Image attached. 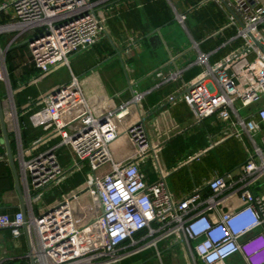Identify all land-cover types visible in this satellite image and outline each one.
<instances>
[{
  "label": "built area",
  "instance_id": "built-area-1",
  "mask_svg": "<svg viewBox=\"0 0 264 264\" xmlns=\"http://www.w3.org/2000/svg\"><path fill=\"white\" fill-rule=\"evenodd\" d=\"M203 1L215 3L224 14L221 30L234 32L231 49L214 64L199 54L196 64L204 70L183 82L158 109L184 103L194 125L214 118L219 131L215 138H208L210 148L235 139L244 148V162L177 197L166 184L170 172L159 161L162 145L148 133V114L139 111L144 93L136 89V83L129 80V102L97 117L79 80L72 77L28 104L37 108L29 118L31 124L52 125L53 129L28 147L17 138L12 157L25 211H0V231H9L15 240L24 236L28 252L15 259L0 244V264H119L150 249L161 260L159 244L172 256L177 246L187 264H264V0ZM124 2L5 0L0 13L10 11L14 21L0 25V35L12 30L32 34L28 65L35 75L26 85L69 67L74 56L105 40ZM176 19L182 22L181 17ZM233 42H237L234 47ZM151 77L167 83L180 78V73L164 67ZM0 84H5L10 103L26 86L12 90L7 85L1 49ZM131 106L137 108L139 117L124 126L121 121ZM11 115L17 118L15 111ZM57 138V147L37 152ZM121 138L131 144L132 152L118 162L111 146ZM60 146L71 150L66 167L57 157ZM147 161L158 175L152 183L141 169ZM0 163L10 165L6 152L0 153ZM84 170L83 189L72 196L61 195L54 206L47 207L45 197ZM83 199L92 202L91 215L84 220ZM76 217L82 220L80 224Z\"/></svg>",
  "mask_w": 264,
  "mask_h": 264
},
{
  "label": "crops",
  "instance_id": "crops-1",
  "mask_svg": "<svg viewBox=\"0 0 264 264\" xmlns=\"http://www.w3.org/2000/svg\"><path fill=\"white\" fill-rule=\"evenodd\" d=\"M123 1L125 2L121 16L109 24L108 36L105 40L93 46L88 52L74 56L69 67L60 68L31 86L26 85L35 75L34 68L28 65L30 60L28 42L31 32L12 30L0 35V49L4 52L7 85L12 90H16L19 85H26L21 92L13 95L10 103L5 84H0L1 101L9 106L11 114L15 111L17 116L13 118V115L5 114L9 149L13 155L17 151V138L23 147H28L47 136L53 129L52 125L35 127L29 120L37 108L28 107V104L40 95L69 83L71 78L75 77L79 80L83 96L89 101L94 114L101 117L131 100L132 93L129 88V80H131L136 83V89L144 93L139 111L148 114L146 119L148 133L153 141L162 145L159 161L162 168L170 172L166 184L175 196L182 197L195 187L205 184L213 176L236 169L244 162L245 151L235 139H229L210 148L208 138H215L219 131V125L214 118L206 119L200 125H194L192 113L184 103L162 109H158V104L183 82H189L204 70L205 67L196 64L199 54H203L209 64L218 62L227 54L231 49L229 40L234 36V32L221 30L225 17L213 2ZM4 2L5 0H0V5ZM177 16L181 17V23L176 19ZM13 21L14 16L10 11L0 13V25L10 24ZM173 21L181 27L188 42L172 46L167 44L162 29ZM155 33L159 35L162 45L154 48L148 38ZM194 44L197 48H192ZM232 45L236 46L237 42H233ZM169 63L170 65L167 66ZM164 67L165 71L179 70L180 78L167 83L152 79V73ZM138 117L137 108L131 106L129 115L121 121V124L129 126ZM59 144L60 139H53L43 144L37 152L57 147ZM111 151L114 159L122 162L131 154L132 146L126 139L121 138L111 146ZM4 152L8 154L0 122V153ZM70 156L69 147L57 148V157L63 167L68 166ZM183 162L185 163L181 166ZM14 164L16 168V163ZM141 169L148 182L158 180L151 161L142 164ZM81 177L78 180L69 179L52 194L46 196L44 202L47 207L54 206L61 195L72 196L82 190L85 185L84 171L81 172ZM15 186L16 178L11 166L0 163L2 213L13 214L20 209L21 196ZM89 201L91 202L90 199ZM91 209L92 202L81 206V212L84 211L86 215L83 220L90 217ZM81 222L82 220L76 217V223ZM0 244L4 245L8 254L15 259L28 252L26 238L22 236L15 240L7 230L0 231ZM159 247L163 255L161 260L156 257L154 250L150 249L119 264H175L174 256L166 252L164 245L159 244ZM172 250H178L180 253L177 246ZM182 258L183 263L187 264L183 256ZM14 263L26 264L19 261Z\"/></svg>",
  "mask_w": 264,
  "mask_h": 264
},
{
  "label": "water",
  "instance_id": "water-1",
  "mask_svg": "<svg viewBox=\"0 0 264 264\" xmlns=\"http://www.w3.org/2000/svg\"><path fill=\"white\" fill-rule=\"evenodd\" d=\"M148 41L150 43V45L152 47H160L162 45V41L159 37L158 34H152L149 38H148ZM9 106L2 102L1 101V98H0V122H1V127H2V132H3V137H4V141L7 145V150H8V157H9V162H10V166L15 174V178H16V190L18 191V193L20 194L21 196V202H20V209L24 212L25 209H24V201H23V198H22V194H21V189L19 187V182H18V179H17V174H16V168H15V164H14V161H13V157H12V154L10 152V149H9V141H8V135H7V129H6V123H5V114L9 113Z\"/></svg>",
  "mask_w": 264,
  "mask_h": 264
},
{
  "label": "rangeland",
  "instance_id": "rangeland-1",
  "mask_svg": "<svg viewBox=\"0 0 264 264\" xmlns=\"http://www.w3.org/2000/svg\"><path fill=\"white\" fill-rule=\"evenodd\" d=\"M162 35H163L165 41L167 42V44L171 45V46L175 45V44L180 45L184 42H188L184 32L182 31L181 27L176 23V21L175 22L173 21L168 26H166L164 29H162ZM81 203H82V205L83 204L88 205V204H90V201L88 199H83L81 201ZM78 209H80V206H78ZM173 253L175 254V256H174L175 264H184L182 254L179 253L178 250H175ZM176 256H177V258H176ZM155 260H157V259H155ZM165 264H167V263H165Z\"/></svg>",
  "mask_w": 264,
  "mask_h": 264
},
{
  "label": "trees",
  "instance_id": "trees-1",
  "mask_svg": "<svg viewBox=\"0 0 264 264\" xmlns=\"http://www.w3.org/2000/svg\"><path fill=\"white\" fill-rule=\"evenodd\" d=\"M84 172H85V170H84ZM72 178H74V179L76 178L77 180H78V179H81V178H82V177H81V172H80V173H77V174H75V175H74V176H72L70 179H72ZM68 180H69V179H68ZM68 180H67V181H68ZM12 264H16V263H12Z\"/></svg>",
  "mask_w": 264,
  "mask_h": 264
}]
</instances>
